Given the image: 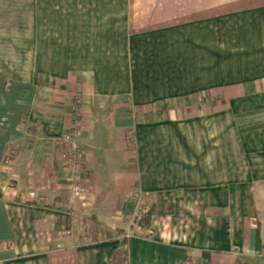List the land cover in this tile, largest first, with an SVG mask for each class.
Segmentation results:
<instances>
[{"label": "crops", "instance_id": "obj_1", "mask_svg": "<svg viewBox=\"0 0 264 264\" xmlns=\"http://www.w3.org/2000/svg\"><path fill=\"white\" fill-rule=\"evenodd\" d=\"M0 264H264V0H0Z\"/></svg>", "mask_w": 264, "mask_h": 264}, {"label": "built area", "instance_id": "obj_2", "mask_svg": "<svg viewBox=\"0 0 264 264\" xmlns=\"http://www.w3.org/2000/svg\"><path fill=\"white\" fill-rule=\"evenodd\" d=\"M82 99L79 96L74 97V115L77 121V127L70 132L63 134L59 141V159L64 166L74 175L81 173V166L83 163V153L79 140L84 135V129L80 125L81 111L80 106ZM84 193V188L81 186L74 187V195L81 196Z\"/></svg>", "mask_w": 264, "mask_h": 264}, {"label": "trees", "instance_id": "obj_3", "mask_svg": "<svg viewBox=\"0 0 264 264\" xmlns=\"http://www.w3.org/2000/svg\"><path fill=\"white\" fill-rule=\"evenodd\" d=\"M152 210L150 211V213H141L140 216H137L134 220V223H137L138 226H144V227H147L148 226V223H149V220H150V217L152 215Z\"/></svg>", "mask_w": 264, "mask_h": 264}, {"label": "rangeland", "instance_id": "obj_4", "mask_svg": "<svg viewBox=\"0 0 264 264\" xmlns=\"http://www.w3.org/2000/svg\"><path fill=\"white\" fill-rule=\"evenodd\" d=\"M79 175H80V174H79ZM79 175H78V176H79ZM78 185H79V184H78ZM75 186H77V184H75V185L73 184V185H72V188L75 187ZM71 190H73V189H71ZM72 192H73V194H74V191H72Z\"/></svg>", "mask_w": 264, "mask_h": 264}]
</instances>
